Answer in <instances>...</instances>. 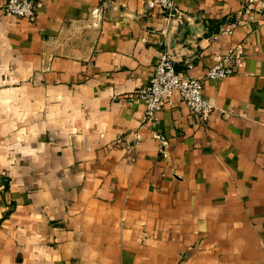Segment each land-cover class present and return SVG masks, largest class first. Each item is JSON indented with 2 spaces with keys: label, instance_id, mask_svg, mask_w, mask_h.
Here are the masks:
<instances>
[{
  "label": "crops",
  "instance_id": "0c3cea01",
  "mask_svg": "<svg viewBox=\"0 0 264 264\" xmlns=\"http://www.w3.org/2000/svg\"><path fill=\"white\" fill-rule=\"evenodd\" d=\"M0 0V264H264V17L242 0ZM232 75L207 79L238 48ZM167 51L216 106L137 95Z\"/></svg>",
  "mask_w": 264,
  "mask_h": 264
},
{
  "label": "built area",
  "instance_id": "2783aa9c",
  "mask_svg": "<svg viewBox=\"0 0 264 264\" xmlns=\"http://www.w3.org/2000/svg\"><path fill=\"white\" fill-rule=\"evenodd\" d=\"M147 9H159L166 21L182 18V12L175 7L174 0H145ZM38 0H5L2 4V14L9 19L35 22L42 7ZM241 13L243 18L227 24L221 29L225 34H231L239 25L253 21L255 17H264V0H242ZM243 54L238 48L229 49L226 55L214 54L213 64L205 74L207 79H218L232 75L242 61ZM138 97L144 101L145 110L142 122H155L158 114L167 106L173 105L174 99L186 104L199 121L206 122L216 106L203 96L201 79L191 78L178 73L174 61L167 51L159 53L158 61L147 84L137 90Z\"/></svg>",
  "mask_w": 264,
  "mask_h": 264
}]
</instances>
